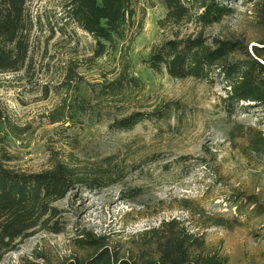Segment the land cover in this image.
Listing matches in <instances>:
<instances>
[{
  "label": "rangeland",
  "instance_id": "1",
  "mask_svg": "<svg viewBox=\"0 0 264 264\" xmlns=\"http://www.w3.org/2000/svg\"><path fill=\"white\" fill-rule=\"evenodd\" d=\"M261 1L223 0L234 13L205 28L194 11L175 25L163 0H133L120 51L98 59L93 39L61 20L65 0H31L29 62L0 75V109L20 129L2 137L0 164L36 174L66 163L88 177L99 169L121 177L74 188L54 203L63 231L38 230L0 264L81 263L92 255L78 244L87 236L119 260L142 261L155 255L145 233L172 221L204 237L205 256L264 264V105L239 104L230 115L233 82L180 81L147 65L165 41L198 36L235 43V63L264 64ZM137 113L157 117L112 129Z\"/></svg>",
  "mask_w": 264,
  "mask_h": 264
},
{
  "label": "trees",
  "instance_id": "2",
  "mask_svg": "<svg viewBox=\"0 0 264 264\" xmlns=\"http://www.w3.org/2000/svg\"><path fill=\"white\" fill-rule=\"evenodd\" d=\"M167 10L166 20L173 24L191 16L194 11L197 22L205 28L214 26L234 13L223 0H163ZM133 0H65L62 21L65 26L79 29L93 39L94 58H102L109 52L120 51L127 30L134 20ZM31 0H0V75L16 74L29 62L30 20L27 15ZM264 24V0L258 6ZM236 44L216 39L208 45L202 36L165 41L152 49L147 61L156 74L165 72L175 80L198 79L209 81L213 75L233 82L226 111L233 115L236 106L244 103L264 105V64L258 60L235 63L231 59L239 52ZM257 52V51H256ZM259 57L262 54H258ZM250 57V56H249ZM126 62V61H124ZM130 70L125 63L122 74ZM121 74V75H122ZM126 77V76H124ZM129 79V78H128ZM136 86L137 80L131 79ZM78 112H87L83 104ZM157 113H137L118 122L112 129L131 131L140 123L156 118ZM162 120V119H161ZM6 132L17 136L20 129L0 109V145ZM255 149L262 147L259 138L254 140ZM120 176L99 169L93 177L78 173L76 168L59 163L50 171L27 174L13 171L0 164V260L16 249L18 242L29 238L38 230L60 233L59 217L54 203L63 201L77 186L99 188L103 182ZM121 177V176H120ZM150 237L149 246L155 253L142 261L119 260L113 253L102 249L100 240L87 236L79 241L92 251V255L75 264H226L216 256H205L206 242L203 236L189 233L177 221L163 223L145 233ZM102 241V240H101Z\"/></svg>",
  "mask_w": 264,
  "mask_h": 264
}]
</instances>
